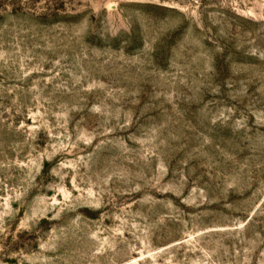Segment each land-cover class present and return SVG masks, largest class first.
<instances>
[{
	"label": "rangeland",
	"instance_id": "1",
	"mask_svg": "<svg viewBox=\"0 0 264 264\" xmlns=\"http://www.w3.org/2000/svg\"><path fill=\"white\" fill-rule=\"evenodd\" d=\"M0 264H264V0H0Z\"/></svg>",
	"mask_w": 264,
	"mask_h": 264
}]
</instances>
